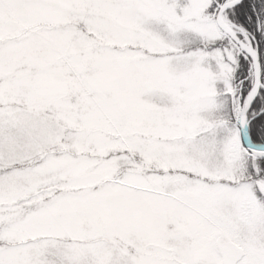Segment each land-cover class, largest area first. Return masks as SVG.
<instances>
[{
    "label": "snow or ice",
    "instance_id": "obj_1",
    "mask_svg": "<svg viewBox=\"0 0 264 264\" xmlns=\"http://www.w3.org/2000/svg\"><path fill=\"white\" fill-rule=\"evenodd\" d=\"M0 264H264V0H0Z\"/></svg>",
    "mask_w": 264,
    "mask_h": 264
}]
</instances>
